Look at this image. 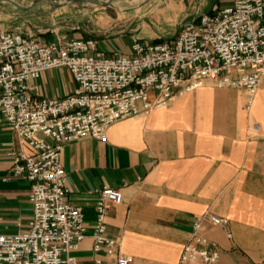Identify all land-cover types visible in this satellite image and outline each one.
<instances>
[{"label":"built area","instance_id":"2783aa9c","mask_svg":"<svg viewBox=\"0 0 264 264\" xmlns=\"http://www.w3.org/2000/svg\"><path fill=\"white\" fill-rule=\"evenodd\" d=\"M66 66L78 86L63 96L39 94L37 79L48 68ZM264 79V0H233L200 13L167 40L133 38L129 51L105 50L99 40L58 33L51 41L34 32L0 29V126L10 125L20 147L13 149L7 176L31 183L32 212L18 216L17 231L0 229V264H77L74 252L89 234L73 204L62 161L66 143L84 136L101 141L118 120L149 113L208 80L218 87L244 88L250 109ZM120 188L99 190L93 250L130 264L120 240L107 230ZM206 222L229 237V218L197 216L177 264H216L219 245L204 233ZM97 258V264H102Z\"/></svg>","mask_w":264,"mask_h":264},{"label":"crops","instance_id":"0c3cea01","mask_svg":"<svg viewBox=\"0 0 264 264\" xmlns=\"http://www.w3.org/2000/svg\"><path fill=\"white\" fill-rule=\"evenodd\" d=\"M231 2L214 0L208 12ZM59 9L48 12L49 22L29 18L33 28L27 30L47 41L64 33L95 38L105 50L129 51L133 35H87L59 16ZM36 81L39 94L51 97L78 86L63 65L45 69ZM247 104L244 88L218 87L208 80L149 113L116 121L106 141L84 136L66 143L62 161L68 197L81 208L89 232L74 252L77 264H97L98 257L102 264H119L93 250L91 232L104 186L123 193L122 201L111 205L107 230L132 257L130 264H177L195 218L206 212L228 217L232 232L229 237L220 225L206 222L204 233L221 251L216 264H264V79L250 109ZM19 147L15 130L1 125L0 176L10 172V152ZM30 190L23 177L0 180L1 230L17 231L18 216L28 220Z\"/></svg>","mask_w":264,"mask_h":264},{"label":"rangeland","instance_id":"374dc122","mask_svg":"<svg viewBox=\"0 0 264 264\" xmlns=\"http://www.w3.org/2000/svg\"><path fill=\"white\" fill-rule=\"evenodd\" d=\"M213 1L114 0L110 6L72 4L59 7L62 8L59 9L62 10L59 16H66L71 26H76V29H82L87 35L97 38L133 35L134 38L147 40H167L174 37L181 27L194 17L208 12ZM52 8V5L46 2L30 11H24L12 3L4 2L0 6V29L29 32L28 27L33 28L29 18L47 21L45 18Z\"/></svg>","mask_w":264,"mask_h":264},{"label":"water","instance_id":"95a60500","mask_svg":"<svg viewBox=\"0 0 264 264\" xmlns=\"http://www.w3.org/2000/svg\"><path fill=\"white\" fill-rule=\"evenodd\" d=\"M114 0H32L29 4H24L20 0H0V6L4 2L12 3L17 8L24 10V11H30L34 7L49 2L52 5V11L55 10V8L68 6L72 4H81L85 5L87 3L97 4V5H104V6H110L113 4Z\"/></svg>","mask_w":264,"mask_h":264}]
</instances>
